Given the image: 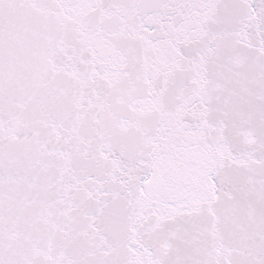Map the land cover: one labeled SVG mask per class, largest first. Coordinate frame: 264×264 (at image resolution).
<instances>
[{"label": "snow or ice", "instance_id": "obj_1", "mask_svg": "<svg viewBox=\"0 0 264 264\" xmlns=\"http://www.w3.org/2000/svg\"><path fill=\"white\" fill-rule=\"evenodd\" d=\"M0 264H264V0H0Z\"/></svg>", "mask_w": 264, "mask_h": 264}]
</instances>
